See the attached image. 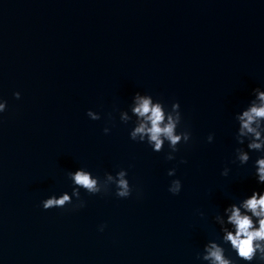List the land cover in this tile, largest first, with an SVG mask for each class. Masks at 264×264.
Masks as SVG:
<instances>
[{
  "label": "water",
  "instance_id": "1",
  "mask_svg": "<svg viewBox=\"0 0 264 264\" xmlns=\"http://www.w3.org/2000/svg\"><path fill=\"white\" fill-rule=\"evenodd\" d=\"M255 88L264 90V0H0V264H208L197 256L209 240L247 264L215 216L264 192L262 153L233 163L235 115ZM137 92L168 110L180 103L192 139L175 160L167 142L156 152L130 138L135 117L125 124L120 112L131 115ZM80 168L101 181L127 170L132 195L81 188L84 207L73 197L45 210V199L72 194L68 173Z\"/></svg>",
  "mask_w": 264,
  "mask_h": 264
},
{
  "label": "clouds",
  "instance_id": "2",
  "mask_svg": "<svg viewBox=\"0 0 264 264\" xmlns=\"http://www.w3.org/2000/svg\"><path fill=\"white\" fill-rule=\"evenodd\" d=\"M255 96L248 106L235 115L239 124L235 134V139L239 147L235 148V160L241 166L247 165L251 159V152L262 153L255 161V175L259 184L264 185V90L255 88ZM16 99L21 98L20 92H16ZM181 105L177 101L171 105L168 110L162 100H155L151 94H141L137 92L132 98V104L129 111L120 112V120L127 124L133 121L134 127L130 132V138L133 141L147 143L156 152H162L167 142L170 151L166 159L175 160L174 153L180 151L179 145L188 144L192 139V134L187 129L181 130L183 115ZM7 110V101L0 98V113ZM87 115L92 120H100L101 115L95 111L89 110ZM110 128L105 127L104 132L108 134ZM208 142L214 140V134L208 136ZM246 144L247 150L243 147ZM186 163V161H181ZM231 170L227 167L221 173L228 176ZM176 169L168 171L169 176H174ZM127 170L121 169L116 175L105 174V179L100 180L94 177L92 173L84 168L75 172H69L68 177L73 182V191L69 195L67 192L57 198L52 195L50 198L42 201V207L45 210L52 208H65L73 204V197L79 201L75 208H82L86 202L81 199L80 189H84L89 194H109L111 186H116V196L119 198H128L132 195L133 188L127 179ZM182 190V182L175 179L171 182L169 191L173 195H179ZM203 215V213H201ZM215 222L220 226L223 233V244H230L231 249L237 254L240 260L252 264L259 260L264 264V192L253 191L250 196L245 197L239 202L231 203L223 210V214L215 216ZM231 226V227H229ZM105 226H101L103 231ZM198 259L207 261L208 264H236V261L226 255V249L220 242L209 240L204 245L203 253L198 254Z\"/></svg>",
  "mask_w": 264,
  "mask_h": 264
}]
</instances>
